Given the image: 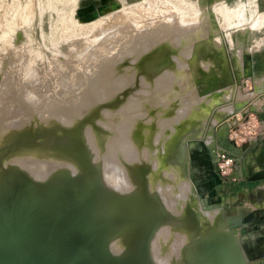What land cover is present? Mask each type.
<instances>
[{"label":"rangeland","instance_id":"obj_1","mask_svg":"<svg viewBox=\"0 0 264 264\" xmlns=\"http://www.w3.org/2000/svg\"><path fill=\"white\" fill-rule=\"evenodd\" d=\"M159 1L163 3L159 4L158 0H0V116L4 115L3 119L0 117V124L9 125L8 123L12 122L10 125L14 124L13 128L17 129L20 125L29 122L28 117L41 110L37 108L43 107V104H38L34 100L36 96L39 97L36 100L42 101L43 95H49L50 97L47 98L50 101H47L51 105L56 98L57 100L63 99L71 93L74 95L81 85L75 81L80 69H85L88 62L95 58L97 59L94 62H103V56L106 54L104 55L102 51L112 56L110 50L107 52L108 48L105 44L108 43L107 45L110 46L114 43L113 41L117 42L120 35L123 39L118 41L122 42L125 39L123 34L127 31V26L128 32L131 27L132 30L141 29L139 26L141 22L153 19L154 10L152 9L157 11L161 4L169 6L174 3L172 6H177L178 12L184 11L185 15L180 11L183 15L180 16L182 18L185 16V21L189 20L188 23L183 22L201 24L200 37L198 38L197 35L191 44H184L181 38L178 43L169 41L170 49L164 48L165 42L168 41L162 39L156 43L158 46H154L155 42L151 41V44L133 47V52H125L124 58L116 68H125V73L133 71L131 84L122 85L111 100L102 101V105L110 109L129 105L131 94L137 91L136 96H142V102L154 97L156 105H166L173 93L170 86L175 79L178 87L174 90L179 91V95H173L172 102L163 112L162 119L175 116L177 108H182L180 119L171 118V124L163 126H160V121H153L159 136H167L163 147L156 149V162H165V167L174 166L179 172L185 173L186 187L183 189V204L188 203L187 218L193 219V228L198 229V232L193 231V233L203 232V228L201 227V231L196 225L195 217V213L201 217L203 212L206 216L210 215L211 221L207 216L205 219L208 220L205 222H211L213 229H208V231L217 230L219 232V235H214L208 242L203 241V236L199 235V241L188 243V250L194 252H188V264H213L212 259L213 256L216 257L215 254L219 255L216 258L220 260L218 264H222L224 260L226 262L223 264H264V215L253 216V203L240 201L236 197L239 190L235 189L232 184L234 181L220 177L216 166L217 158L211 155V151L226 149L225 137L228 136L230 130L240 124H245L249 114L257 113L260 117V112L264 110V104L255 103L254 99H251L255 94L254 90L260 88L257 86H264V22L257 30H252L255 27L254 23L250 25V21L254 18L263 17L264 2L256 0L255 2L254 0H181L183 3L186 1L189 3L186 5L181 1L180 3L179 0ZM177 2L178 5L182 4L180 6L184 5L183 7L187 8L183 9L180 6L179 8ZM155 5L157 7H154ZM140 6H143L144 10ZM138 8L142 12H139ZM190 8L195 10L190 11L192 14L189 12ZM187 9L188 11L185 12ZM131 10L136 13L131 15ZM138 12L141 14H137ZM123 14L130 19L128 20L129 25H126L127 19ZM149 15L150 17H147ZM121 19L124 22H121ZM71 22L75 27L70 28ZM121 23L123 25L125 23V27H122ZM130 23H133L132 26ZM190 24L189 30L192 27ZM155 26L153 24L152 29H156ZM159 26L162 27L161 30H165L164 27L167 25ZM77 27L79 32L76 31ZM90 27L95 32L94 34H91ZM119 27H122L121 30L118 29ZM123 28L125 31H122ZM80 35L83 37L80 38ZM99 36L103 38L105 44L101 42L102 38H100L101 41L98 38V44L95 42ZM104 36L106 39L111 37L105 40ZM99 42L104 45L101 46ZM93 43L97 47L100 46L99 50H95L97 47ZM118 43L112 44L113 48H118L120 45ZM90 45L93 46L92 49L97 56H94L93 50H89ZM101 47L103 48L100 49ZM189 48L192 52L187 55ZM81 51L87 53L83 54L86 55L85 58ZM156 51H159L156 55L158 61L149 62L148 59ZM167 53H169L168 57H166ZM169 56L174 57L175 61ZM86 57L88 62L85 60ZM83 61L87 62L85 67L82 65ZM152 64L162 67L154 70L151 68ZM62 84L68 85L63 87ZM260 89L262 93L264 89ZM45 92L47 93L44 94ZM39 93H43L41 99ZM213 95L217 98L220 95L223 96L213 102L210 98ZM51 96L54 97L53 102ZM44 100L46 102V98ZM69 101L61 103L62 107L66 106ZM35 102L39 107L35 105ZM36 115L38 116L35 118H39V114ZM21 121L23 123L17 124ZM5 138L2 139L3 142L7 139ZM227 151L232 156L233 152ZM170 154H173L174 159H170ZM200 219L197 218L198 222ZM217 237L219 240L216 239ZM203 252L206 258L203 257ZM205 252L211 253L209 257ZM197 253H199L198 257L201 255V258L199 257L201 261L197 259ZM222 253L226 259L220 256ZM207 257H211L212 263Z\"/></svg>","mask_w":264,"mask_h":264},{"label":"water","instance_id":"obj_2","mask_svg":"<svg viewBox=\"0 0 264 264\" xmlns=\"http://www.w3.org/2000/svg\"><path fill=\"white\" fill-rule=\"evenodd\" d=\"M133 30L92 68L68 104L20 125L0 145V264H188V243L203 233L183 205L186 175L156 162L167 136L160 126L172 102L131 94L110 109L132 72L116 68L125 52L151 44Z\"/></svg>","mask_w":264,"mask_h":264},{"label":"bare ground","instance_id":"obj_3","mask_svg":"<svg viewBox=\"0 0 264 264\" xmlns=\"http://www.w3.org/2000/svg\"><path fill=\"white\" fill-rule=\"evenodd\" d=\"M165 1V0H164ZM174 1H177V0H174ZM181 0H179V2H180ZM184 1V0H183ZM158 2H159V4H160V2H162V1H159L158 0ZM167 2V4H168V1H166ZM171 2H173L172 0H171ZM182 2V1H181ZM180 2V3H181ZM187 2V1H186ZM183 3L182 2V4H186V5H189V3L187 4V3ZM153 3V2H152ZM163 3V2H162ZM142 4V3H141ZM150 4V3H149ZM153 4H155V3H153ZM158 3H157V5H159ZM172 4H174V3H172ZM172 4H170L169 6H166V5H164V6H162V4H161V7H159V9H157V11H155V9H152V10H154L153 12V14H152V20H153V24L154 25H156L155 27H156V29H152V33H153V36H162V39H164L165 41H168V42H165V46H164V48H167V49H170V42L169 41H171V43H172V41L174 42V43H178L179 42V39L181 38L182 40H183V42H184V44H186V43H190L191 44V42H193L195 39H196V36L198 35V38L200 37V26H201V24H199V25H195V24H190V26H192L191 28H190V30L188 29V27H189V24H187L188 23V21H185V16L182 18L181 16H183V15H185L184 14V11H181V12H183V15H181V12L179 11L178 12V10H177V6H172ZM182 4H180V5H182ZM151 5V4H150ZM157 5H155L154 7H157ZM177 5H178V2H177ZM180 5H178V7L180 6ZM151 6H153V5H151ZM170 6H172V7H170ZM184 6V5H183ZM183 6H180V7H182L183 9H186L187 7H183ZM139 7V6H138ZM141 7V9L142 10H144L143 8V6H140ZM143 7V8H142ZM146 7V6H145ZM150 7V6H149ZM148 7V8H149ZM179 7V8H180ZM191 7V6H190ZM194 6H192V8H193ZM133 8V7H132ZM192 8H190V10H189V12L190 11H193V9ZM127 9V8H126ZM130 9V8H129ZM134 9H136L137 10V8H134ZM141 9L140 8H138V10H139V12L141 11ZM151 9V8H150ZM189 9V8H188ZM188 9L185 11V12H187L188 11ZM72 10V9H71ZM128 10V9H127ZM147 10V8L145 9V11ZM125 11V10H124ZM177 11V12H176ZM195 11V10H194ZM193 11V12H194ZM217 11V10H216ZM129 12V11H128ZM131 12H132V10H131ZM130 12V13H131ZM135 11L133 10V12L131 13V15L134 13ZM137 13V14H141V13ZM142 12V11H141ZM149 12H152L151 10H149ZM188 12V13H189ZM122 13V12H121ZM136 13V12H135ZM178 13H180V14H178ZM187 13V14H188ZM191 13V12H190ZM189 13V15H191ZM129 13H127V15H128ZM149 14V13H148ZM150 14V15H151ZM195 14V13H194ZM124 15V18H126V17H128L127 15H126V17H125V14H123ZM134 15V14H133ZM150 15L149 16H147V17H150ZM179 15V16H178ZM181 15V16H180ZM188 15V16H189ZM130 16V15H129ZM187 16V15H186ZM187 16V17H188ZM134 17V16H133ZM186 17V18H187ZM180 18H182V19H180ZM123 19V18H122ZM121 19V22L123 21ZM127 19V18H126ZM184 19V20H183ZM125 20V19H124ZM128 20L130 21V19H127L126 20V22H127V24L126 25H129L128 23ZM152 20H149V21H152ZM134 21V20H133ZM136 21V20H135ZM145 21V20H144ZM143 21V22H144ZM183 21H185V22H187V23H185V22H183ZM124 22V21H123ZM70 23V22H69ZM98 22H96V24H97ZM119 23V22H118ZM67 24V23H66ZM75 24H76V22H75ZM95 24V23H94ZM122 24V27H125L124 25H125V23H124V25H123V23H121ZM121 24H119V26L121 25ZM131 24H133V23H130V25ZM136 24V23H135ZM138 24V23H137ZM70 25V24H69ZM80 25V24H79ZM92 25V24H91ZM159 25H167L166 27H164L165 28V30H161L160 28H162V27H160ZM181 25V26H180ZM72 26H74V25H72V22H71V26H70V28L72 27ZM77 26V25H76ZM132 26V25H131ZM130 26V27H131ZM134 26V25H133ZM136 26V25H135ZM139 26L141 27V29L142 30H144V31H146V29L144 28V26L142 25V23L141 24H139ZM75 27V26H74ZM74 27H73V29H74ZM81 27H83V26H81ZM81 27H79L80 29H82ZM92 27H93V25H92ZM115 27V26H114ZM117 27V26H116ZM121 27V28H122ZM137 28H138V26H136ZM91 28V27H90ZM111 28H113V27H111ZM110 28V29H111ZM121 28L119 27L118 29L119 30H121ZM127 28V31L123 34V33H121V34H123V37L126 35V33H130L131 32V30H132V27L130 28L131 30H130V32H128V26L126 27ZM76 29V28H75ZM86 29V28H85ZM140 29V28H139ZM138 29V30H139ZM140 29V30H141ZM78 30V27H77V29H76V31ZM83 30V29H82ZM118 30V31H119ZM83 31H86V30H83ZM83 31H81V32H83ZM91 31H92V28H91ZM110 31V30H109ZM122 31H125V29L123 28V30ZM121 31V32H122ZM133 31V30H132ZM78 32H79V30H78ZM78 32H77V34H78ZM80 32V33H81ZM94 31H92V33L91 34H94L93 33ZM108 32V31H107ZM117 32V31H116ZM88 34L90 33V32H87ZM87 33H85V34H87ZM69 34V33H68ZM70 34H71V32H70ZM73 34H74V30H73ZM113 34V33H112ZM109 35H110V33H109ZM119 34H117V36H118ZM181 35H183V36H181ZM92 36V35H91ZM94 36V35H93ZM117 36H116V38H117ZM77 37V36H76ZM79 37V36H78ZM81 37H83L82 35H80V38ZM85 37V36H84ZM105 37V36H104ZM107 37H109V36H107ZM111 37V36H110ZM110 37L109 38H107V39H110ZM119 37V36H118ZM120 37H121V35H120ZM118 38V40L120 39H123L122 37L121 38ZM98 38H99V40H100V38H102V37H97V41L95 40V42L97 43L99 40H98ZM113 38H115V36L113 37ZM125 38V37H124ZM77 39V38H76ZM85 39V38H84ZM91 39V38H90ZM105 40H107L106 39V37L104 38ZM94 39L92 38V41H93ZM117 40V42H115V41H113L115 44L116 43H118L119 41ZM101 41V40H100ZM110 41V40H109ZM109 41H105L106 43L107 42H109ZM151 41H154L155 42V44H154V46H156L157 44V42H158V40L157 39H153V38H151ZM160 41V40H159ZM217 41V40H216ZM87 42V41H86ZM101 42H103V38H102V41ZM101 42H99V44L101 43ZM110 42H112V41H110ZM122 42H123V40H122ZM121 41L119 42L120 44L122 43ZM90 43V42H89ZM104 43V42H103ZM114 43H112L113 45H114ZM118 43V44H119ZM92 44V43H91ZM96 47H97V45L95 44V43H93ZM98 44V43H97ZM105 44V43H104ZM104 44H100L101 46L102 45H104ZM108 44V43H107ZM107 44H105V47L107 46V52L110 50V52H112V48L114 47L112 44H110V46L109 45H107ZM88 45V44H87ZM111 45H112V48H111ZM84 46V45H83ZM89 46V45H88ZM91 47V49L89 48V50L90 51H92V52H94V54H95V51H94V49H92V45H90ZM109 46V47H108ZM158 46V45H157ZM175 46V45H174ZM98 47H100V46H98ZM95 48V50L97 49V50H99V48ZM104 47V49L106 50V48ZM103 47H101L100 49H102ZM20 50V49H19ZM22 50V49H21ZM24 50V49H23ZM83 51H84V49H82ZM88 50V51H89ZM104 50V51H105ZM18 51V50H17ZM83 51H81V54H82V56L85 58V56L83 55V54H85V53H83ZM85 51H87V50H85ZM101 51V50H100ZM18 52H20V51H18ZM23 52V51H22ZM21 52V53H22ZM70 52V51H69ZM74 52V51H73ZM92 52H89V53H91L92 55H93V53ZM97 52V51H96ZM106 52V51H105ZM105 52H103L102 51V53H104V55L105 56H108V54L107 53H105ZM184 52H185V50H184ZM191 52H192V49L191 48H189V50L186 52V54L187 55H189V54H191ZM28 53H30V52H28ZM88 53V54H89ZM98 53H99V51H98ZM101 53V52H100ZM23 54V53H22ZM22 54H20V55H22ZM69 54V53H68ZM73 54V53H72ZM76 54V53H75ZM87 54V53H86ZM157 54H159V51H156L155 52V54H153L152 55V57H150L148 60H149V62H152V63H155V62H157L158 60H157V58L158 57H156V55ZM168 54L169 53H167L166 54V57H168ZM19 55V54H18ZM26 55H27V53H26ZM36 55V54H35ZM71 55V54H70ZM90 55V54H89ZM99 55V54H98ZM101 55H103V54H101ZM15 56V55H14ZM29 56H30V54H29ZM94 56H97L96 54L94 55ZM173 56V55H172ZM175 56V55H174ZM19 57V56H18ZM80 56L78 55V58H79ZM82 57V58H83ZM88 58H90L89 56H88ZM92 58H93V56H92ZM95 58V57H94ZM169 58L171 59V58H173V61H175V59H174V57H170L169 56ZM20 59V58H19ZM23 59V58H22ZM95 59H97V58H95ZM94 59V60H95ZM166 59V58H165ZM14 60V59H13ZM13 60H11V62L13 61ZM26 60V59H25ZM29 60H30V58H29ZM85 60H87V57H86V59ZM94 60H90V62H94ZM15 61V60H14ZM79 61V60H78ZM18 62V61H17ZM25 62H27V61H25ZM79 62H81V61H79ZM84 62V61H83ZM87 62H88V60H87ZM87 62L85 63L84 62V64H82L83 65V67H85V65L87 64ZM102 62V61H101ZM23 63V62H22ZM45 63H47V62H45ZM77 63V62H76ZM75 63V64H76ZM14 64H15V62H14ZM21 64V63H20ZM81 64V63H80ZM164 64H165V62H164ZM10 65H11V63H10ZM153 65V64H152ZM156 65V64H155ZM18 66V65H17ZM30 66V65H29ZM76 66V65H75ZM157 67H155V66H152L151 68H153L154 70H156V69H159L160 67H162L161 65H156ZM184 66V65H183ZM72 67V66H71ZM25 67H23V69H24ZM74 68V67H73ZM79 69H80V67H79ZM91 67H90V64H89V62H88V64H87V66H86V68L85 69H83V70H81L80 69V72H78L79 70H76L77 72V76H76V80L75 81H77V82H79L80 84H82L81 82H83V79H85L86 77H87V75L89 74V72L91 71ZM16 70V69H15ZM19 70H20V67H19ZM22 70V69H21ZM11 72H13V71H11ZM18 72V71H17ZM16 73V72H15ZM21 73V72H20ZM73 74H75L74 72H72ZM80 73V74H79ZM23 74V73H22ZM79 74V75H78ZM12 75V74H11ZM25 75V74H24ZM29 75V74H28ZM31 75V74H30ZM17 76V75H16ZM15 76V77H16ZM28 77H30V76H28ZM32 77V76H31ZM16 78H18V77H16ZM26 78V77H25ZM31 79V78H30ZM34 79H36V78H34ZM44 79H45V77H44ZM74 79H75V77H74ZM14 80V79H13ZM28 80V79H27ZM41 80V79H40ZM172 79H170V81H171ZM18 81H19V79H18ZM26 81V80H25ZM169 81V82H170ZM16 82H17V80H16ZM31 82V81H30ZM37 82V81H36ZM42 82H44L43 80H42ZM42 82H40L41 84H42ZM46 82V81H45ZM44 82V83H45ZM76 82V83H77ZM26 83H29V81L27 82L26 81ZM43 83V84H44ZM177 82H175V79L173 80V83H172V85L170 86V87H172V92L174 93L175 92V90L174 89H177V85L178 84H176ZM20 84V83H19ZM33 84V83H32ZM69 84V83H68ZM68 84H66V86L68 85ZM78 84V83H77ZM15 85H17L16 83H15ZM23 85V84H22ZM30 85V84H29ZM34 85V84H33ZM47 85V84H46ZM63 85V84H62ZM73 85H75V83L73 84ZM48 86V85H47ZM46 86V87H47ZM65 85H63V87H66ZM78 86V85H77ZM44 88H46L45 86H43ZM42 87V88H43ZM69 87H70V84H69ZM43 88V90H45ZM51 89V88H50ZM28 90V89H27ZM30 90H31V88H30ZM42 90V89H41ZM52 90V89H51ZM47 91V90H46ZM43 92V91H42ZM72 92V91H71ZM70 92V93H71ZM27 92L25 91V94H26ZM47 92H45L44 94H46ZM22 94V93H21ZM29 94H30V92H29ZM32 94V93H31ZM35 94V93H34ZM42 94L43 93H39V96H40V99H41V97H42ZM32 96H33V94H32ZM31 96V97H32ZM35 96V95H34ZM222 96L223 95H220L218 98L216 97V96H211L210 98H212V100H213V102H215V101H217V100H219V99H221L222 98ZM30 97V96H29ZM38 96H36V98H37ZM47 97H50L49 95H43V99H42V101H38V100H36V98L34 99L35 101H37L38 102V104L39 103H41V104H43V107L41 106V108H37L38 110L39 109H41L40 111H37V113L36 114H39V117H41V116H43V115H45V114H48V113H50V112H52V111H54V110H57V109H59V108H61L62 107V105H61V103H65V102H67V101H69L72 97H73V93H71V94H68L65 98H63V99H58L57 100V98H56V101H54L53 102V98L54 97H52L51 98V101L53 102V103H51V105H50V103H49V101H50V99H48ZM21 98H22V95H21ZM28 98V97H27ZM26 98V99H27ZM46 98V102H45V99ZM25 99V100H26ZM29 99V98H28ZM31 99H33V98H31ZM38 99H39V97H38ZM53 99V100H52ZM34 100H32V101H34ZM44 100V101H43ZM47 100H49V101H47ZM32 101H30V102H32ZM210 103H211V100L209 99L208 100ZM26 102V101H25ZM37 102H35L36 104V106H38V104H37ZM208 102V103H209ZM29 103V102H28ZM27 103V105H29ZM33 103V102H32ZM45 103V104H44ZM47 103V104H46ZM206 104H207V102H205ZM40 104V105H41ZM49 104V105H48ZM26 105V104H25ZM31 105V104H30ZM34 105V106H35ZM39 107V106H38ZM36 108V107H35ZM170 108H172V105H170ZM3 110V109H2ZM5 111V110H4ZM7 112V111H6ZM1 113V112H0ZM3 113H5V112H3ZM34 113V112H33ZM228 113V112H227ZM6 114H8V113H6ZM35 114V113H34ZM33 115V114H31V117H28L29 118V120L28 121H32V120H34V119H36L35 118V116H38V115ZM10 115V114H9ZM241 115H242V113H241ZM11 116V115H10ZM13 116V115H12ZM245 116V115H244ZM1 118L3 117L4 118V115H2V116H0ZM15 117V116H14ZM236 117H238V116H236ZM236 117H235V119H236ZM242 117V116H241ZM2 118V119H3ZM6 118V117H5ZM8 118V117H7ZM27 118V119H28ZM31 118V119H30ZM8 119H10V118H8ZM7 119V120H8ZM27 119H26V121H27ZM234 119V120H235ZM11 120V119H10ZM12 120H15V119H12ZM236 121V120H235ZM0 122H1V119H0ZM5 122V121H4ZM3 122V123H4ZM24 122H25V120H24ZM10 123H12V122H10ZM10 123H8L9 125H4V124H0V145L3 143V140L2 139H4L7 135H9V134H11L12 133V131H15V129L16 128H13V125L14 124H11L10 125ZM21 123H23V121H21V122H19V123H17V124H21ZM233 123V122H232ZM236 123V122H235ZM6 124V123H5ZM8 137V136H7ZM6 137V138H7ZM5 138V139H6ZM2 140V141H1ZM5 141V140H4ZM169 157H170V159H174V158H172L173 157V154H170L169 155ZM186 203V202H185ZM185 207H186V210H187V205H188V203H186V204H183ZM204 213V212H203ZM202 213V214H203ZM205 216H206V214H205ZM208 216V218H209V216L210 215H207ZM207 216L205 217V218H207ZM195 217H196V222H197V224L196 225H198V227H199V229H201V231H202V216L200 217V216H198V213H195ZM197 218H201L200 219V221L198 222V220H197ZM215 218V217H214ZM205 220H208V219H205ZM209 220H210V218H209ZM211 221V220H210ZM194 230V232H198V229L196 230L195 228H193ZM215 232V233H214ZM201 233V232H200ZM203 233V232H202ZM217 236V235H219V232L217 231V230H209L208 231V235H202L203 236V241L205 240L206 242H208L210 239H212L213 238V236ZM222 238V237H221ZM220 238V239H221ZM216 239H218L219 240V238L217 237ZM233 239H234V237H233ZM200 240V239H199ZM215 240V239H214ZM212 241V240H211ZM235 241V240H234ZM202 242V241H201ZM206 244V243H205ZM204 244V245H205ZM203 245V246H204ZM208 246V245H207ZM206 246V247H207ZM210 246V245H209ZM200 248H202V247H200ZM204 248V247H203ZM205 249V248H204ZM207 249H209V248H207ZM210 249H212V248H210ZM199 251V250H198ZM212 251V250H211ZM222 251V250H221ZM213 252H215V251H213ZM194 253V252H193ZM207 252H205V254H206ZM198 254L199 253H197V255H196V257H197V259H199V257L201 258V255L198 257ZM202 254V253H201ZM209 254H211V253H209ZM208 253L206 254L207 256L209 255ZM213 254H215V253H213ZM190 255V254H189ZM216 255V257L215 256H213V259H212V262H213V264H218V261L220 262V260H219V258L218 259H216L217 258V256H219V255H217V254H215ZM224 254L222 253V255H220L221 257L223 256ZM234 255V254H233ZM237 255V254H236ZM195 256V255H194ZM211 256V255H210ZM196 257H195V259H196ZM203 257H204V252H203ZM209 257V256H208ZM207 257V258H208ZM238 257V256H237ZM204 258H206V257H204ZM203 258V259H204ZM222 258H225L226 259V256L224 257H222ZM193 259V258H192ZM195 259H193V260H195ZM209 259V261L211 260V257L210 258H208ZM207 259V260H208ZM200 260V259H199ZM201 261V260H200ZM199 261V262H200ZM203 261V260H202ZM206 261V259L203 261V263ZM209 261H207V262H209ZM193 262V261H192ZM198 262V263H199ZM211 262V261H210ZM211 262V263H212ZM223 263L224 262H226L225 260L224 261H222ZM221 262V263H222ZM222 263V264H223ZM205 264H208V263H205Z\"/></svg>","mask_w":264,"mask_h":264},{"label":"built area","instance_id":"obj_4","mask_svg":"<svg viewBox=\"0 0 264 264\" xmlns=\"http://www.w3.org/2000/svg\"><path fill=\"white\" fill-rule=\"evenodd\" d=\"M256 1L264 2V0ZM263 128L264 119L260 118L257 113L249 114L245 124L233 128L225 137L224 146L227 150L233 152V157L224 148L211 151V155L217 158L216 166L221 178L224 180H238L242 176V169L251 158V152L248 149L254 146L260 136L264 134Z\"/></svg>","mask_w":264,"mask_h":264},{"label":"crops","instance_id":"obj_5","mask_svg":"<svg viewBox=\"0 0 264 264\" xmlns=\"http://www.w3.org/2000/svg\"><path fill=\"white\" fill-rule=\"evenodd\" d=\"M263 22L264 15L263 17L254 18L250 21V25L254 23L255 26L252 30H257ZM258 87L264 89V86H257V88ZM260 88L258 90H254L255 94L251 99H254L255 103L258 102L260 104H264V91L261 93ZM260 99H262V101H259ZM260 117L264 119V110L260 112ZM248 151L251 152L250 161L245 163L244 168L242 169L243 175L238 180H232L234 181L232 184L235 189L239 190L236 193V197L240 201L253 203V216H262L264 215V134L260 136L257 143L250 147Z\"/></svg>","mask_w":264,"mask_h":264},{"label":"flooded vegetation","instance_id":"obj_6","mask_svg":"<svg viewBox=\"0 0 264 264\" xmlns=\"http://www.w3.org/2000/svg\"><path fill=\"white\" fill-rule=\"evenodd\" d=\"M151 66H155L156 67V65L155 64H153V65H151ZM154 68V67H153Z\"/></svg>","mask_w":264,"mask_h":264}]
</instances>
